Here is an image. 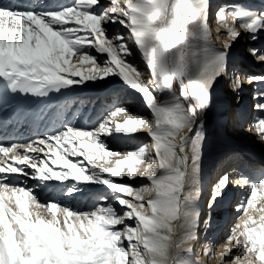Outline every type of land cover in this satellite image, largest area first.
Returning a JSON list of instances; mask_svg holds the SVG:
<instances>
[{
	"label": "snow or ice",
	"instance_id": "1",
	"mask_svg": "<svg viewBox=\"0 0 264 264\" xmlns=\"http://www.w3.org/2000/svg\"><path fill=\"white\" fill-rule=\"evenodd\" d=\"M209 8V0H72L42 10L0 3L4 92L44 98L116 76L142 94L150 112V117L132 114L120 105L90 128L65 124L26 144L0 145V264H189L181 253L192 251L201 223L210 226L230 183L227 174L218 180L207 203L208 217L201 221L196 185L213 88L227 75L229 41L242 31L253 41L264 34V9L222 7L217 24L226 28L228 40L218 49ZM109 25L122 26L127 35L110 32ZM132 46L149 71L147 78L128 60ZM92 50L106 54L102 63ZM260 52L251 49L264 61ZM77 64L91 65L89 74L76 70ZM246 79L264 83V76ZM229 86L238 92L243 84L233 77ZM255 108L264 113V92ZM118 114H123L119 122L114 119ZM144 129L151 145L120 152L109 149L104 139L132 137ZM248 131L264 142V115ZM100 159L105 164L98 165ZM20 176L44 186L60 182L70 196L85 194L93 184L105 186L108 194L91 211L81 212L56 200L40 203L33 188L10 183ZM137 176L149 184L136 189L116 182ZM234 185L249 189L227 238L238 253L234 264L241 257L247 264H264V215L258 220L249 215L257 203L264 212V178L251 182L241 176ZM232 251L226 245L219 253L221 264Z\"/></svg>",
	"mask_w": 264,
	"mask_h": 264
},
{
	"label": "bare ground",
	"instance_id": "2",
	"mask_svg": "<svg viewBox=\"0 0 264 264\" xmlns=\"http://www.w3.org/2000/svg\"><path fill=\"white\" fill-rule=\"evenodd\" d=\"M0 3L20 9L39 5L38 10H42L70 5L72 0H0ZM103 3L107 4L108 0H103ZM209 3V24L213 41L218 49H223L224 41L228 40L226 28L217 24L216 14L220 8L247 6L254 10L264 9V0H209ZM228 20L231 23V17ZM108 27L110 32L119 31L127 35V30L122 26ZM217 31L220 33L219 39L216 38ZM229 42L232 43V47L229 50L227 75L218 78L214 85L213 104L205 117V141L196 185L199 189V198L195 202L201 211V221L208 217L207 203L218 180L227 174L230 183L211 213L210 226L201 223L197 230L198 238L190 245L192 251L181 253L189 264H221L219 253L224 251L226 245L232 247L233 251L225 258L224 264H234L233 257L238 253L234 244H227V238L231 235V229L240 215L236 210L237 206L249 196L247 186L238 187L234 182L241 176L248 177L251 182H258L264 178V142L260 141L254 132L248 131L255 119L264 115L255 108L258 94L264 92V83L249 82L246 79L264 76V61L258 60L251 53V49L256 48L261 50L258 55H264V34L253 41L242 31L235 42ZM131 51L133 54L128 57L129 62L137 66L147 78L149 71L140 53L135 46H132ZM92 54L97 55L101 63L106 55L96 54L94 50ZM90 67L91 65L88 64H77L76 70L89 74ZM233 77H239L243 84L238 92H234L229 86ZM120 105L125 106L132 114L150 117L142 94L124 85L116 76L95 82L87 81L83 85L74 86L71 90L50 93L44 98L4 92L0 89V145L26 144L53 134L65 124L82 129L90 128L106 112ZM120 115L123 114H118L114 118L118 122ZM104 139L109 149L120 152L152 143L146 129L132 137L111 135ZM20 151L23 152V149ZM79 159L83 160V157ZM96 163L105 164V161L100 159ZM116 182L131 185L136 189L149 184L146 178L139 176L135 179H116ZM10 183L33 188L42 204L56 200L81 212L91 211L98 200H103L102 194H108L105 186L93 184L87 185L88 191L85 194L70 196L62 191L60 182H49L48 186H44L37 180L23 176ZM260 199L258 192L257 200ZM109 202L115 204L111 198ZM12 206H14V198ZM260 207V203H257L256 209L250 208L249 215L258 220L260 215H264V212L259 211ZM32 211L35 214L36 209L32 208ZM206 249L209 250L207 254H205ZM239 264H247V259L241 257Z\"/></svg>",
	"mask_w": 264,
	"mask_h": 264
},
{
	"label": "rangeland",
	"instance_id": "3",
	"mask_svg": "<svg viewBox=\"0 0 264 264\" xmlns=\"http://www.w3.org/2000/svg\"><path fill=\"white\" fill-rule=\"evenodd\" d=\"M228 171V170H227Z\"/></svg>",
	"mask_w": 264,
	"mask_h": 264
}]
</instances>
